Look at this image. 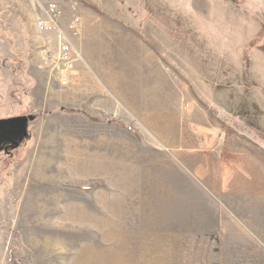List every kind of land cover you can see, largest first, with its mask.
I'll list each match as a JSON object with an SVG mask.
<instances>
[{"label": "rangeland", "instance_id": "obj_1", "mask_svg": "<svg viewBox=\"0 0 264 264\" xmlns=\"http://www.w3.org/2000/svg\"><path fill=\"white\" fill-rule=\"evenodd\" d=\"M231 1L58 0L59 31H45L47 0H0V264H194L212 247L204 192L189 221L157 197L171 175L155 109L138 115L131 98L123 117L102 99L145 87L133 48L162 56L215 124L258 149L259 187L230 206L264 215V0ZM60 33L79 53L67 86L53 71Z\"/></svg>", "mask_w": 264, "mask_h": 264}, {"label": "crops", "instance_id": "obj_2", "mask_svg": "<svg viewBox=\"0 0 264 264\" xmlns=\"http://www.w3.org/2000/svg\"><path fill=\"white\" fill-rule=\"evenodd\" d=\"M133 51L134 65L145 69L140 77L145 87L138 96L123 89L121 94L102 99L112 103L113 115H130L131 98L138 101V115L155 109L149 117L156 124L157 154L164 163L161 172L171 175L162 181L171 197H157H162L163 203H171L172 212H179V205H187L186 211L182 206L180 212H186V219L192 220L193 208L188 205L195 203L196 190L205 193L201 198L216 221L198 233L212 237V247L208 249L203 244L199 251L205 254L204 258L194 260V264H264V215L230 206L249 202L251 193L259 187L258 149L242 144L234 134L215 124L188 85L179 80L174 70L164 67L156 53ZM160 125L163 131L159 130ZM137 182L140 188L151 185L150 180ZM120 184L126 185L125 180ZM256 220H261V226ZM186 232L188 237L196 236L194 228ZM190 249L195 250L193 244L187 250Z\"/></svg>", "mask_w": 264, "mask_h": 264}, {"label": "built area", "instance_id": "obj_3", "mask_svg": "<svg viewBox=\"0 0 264 264\" xmlns=\"http://www.w3.org/2000/svg\"><path fill=\"white\" fill-rule=\"evenodd\" d=\"M58 0H47L46 6L43 8L42 16L37 18L38 29L45 31H56L58 29V21L60 10ZM79 22L78 17L71 20L70 28H77ZM67 36L60 33L58 36L57 59L53 67L54 77L62 86H67L70 79L74 76V62L79 58L78 51L71 46Z\"/></svg>", "mask_w": 264, "mask_h": 264}, {"label": "trees", "instance_id": "obj_4", "mask_svg": "<svg viewBox=\"0 0 264 264\" xmlns=\"http://www.w3.org/2000/svg\"><path fill=\"white\" fill-rule=\"evenodd\" d=\"M227 2H228V4L229 3H232V1L231 0H226ZM141 30H138V32H140ZM162 57V56H161ZM194 86H196L197 87V85H195L194 84ZM194 88V91H193V94L195 95V97L196 98H198L199 100H200V102H202V103H204V106L208 109H210L212 112H215V110H213L214 109V105H212V103L210 104L209 103V101H208V98H203L202 97V95L200 94V92L199 91H197L196 89H195V87H193ZM76 111V110H75ZM94 119V118H93ZM94 120H98L97 118H95ZM111 119H108V121H110ZM238 133V135H240V136H243V135H241V133L239 132V131H237ZM98 184L97 183H93V184H91V185H89V186H97Z\"/></svg>", "mask_w": 264, "mask_h": 264}, {"label": "water", "instance_id": "obj_5", "mask_svg": "<svg viewBox=\"0 0 264 264\" xmlns=\"http://www.w3.org/2000/svg\"><path fill=\"white\" fill-rule=\"evenodd\" d=\"M12 121H16L15 119H7V120H5V122H7V123H10V122H12Z\"/></svg>", "mask_w": 264, "mask_h": 264}]
</instances>
